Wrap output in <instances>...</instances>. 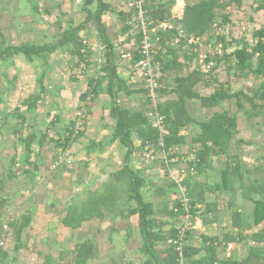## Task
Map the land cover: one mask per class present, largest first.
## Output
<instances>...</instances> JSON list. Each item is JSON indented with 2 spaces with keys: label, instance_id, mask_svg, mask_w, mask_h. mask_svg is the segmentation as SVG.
Segmentation results:
<instances>
[{
  "label": "trees",
  "instance_id": "1",
  "mask_svg": "<svg viewBox=\"0 0 264 264\" xmlns=\"http://www.w3.org/2000/svg\"><path fill=\"white\" fill-rule=\"evenodd\" d=\"M92 4L93 0H87L85 11H88L87 7ZM175 5V0H146L144 10L148 27L152 29L163 22H172L183 28L188 36L207 39L208 43L214 47L219 44L223 45V54L214 59L216 66L211 72L203 73L199 67L193 66L198 52H192L185 44H181L179 48L166 44L168 40L178 36L175 30L157 35L160 42L157 44L159 54L156 60L160 63L159 81L162 86L157 91L161 100L158 110L165 117V135L161 136L159 128L155 126L148 92L145 91L146 102L144 104L147 109L141 112H134L119 106L114 100L111 113L116 123L109 142L113 144L119 141L127 149L123 166L117 172L112 173L99 189L86 190L82 196L72 200L61 224L74 231L81 229L83 224L89 221L106 222L111 220L115 222L122 220L130 222V219L136 216L138 217L141 240L139 252L145 257L143 264H180L174 246L170 245L168 241L177 237L184 210L180 200H176L172 207L165 206L158 210L153 203L145 201V188L149 187V184L144 170H136L133 166V156L136 151L133 139L141 143L143 152L157 155L158 159L155 161H159L164 168L165 164L160 159L163 152L169 154L171 169H180L185 158L189 155L195 156L188 167V171L194 169L195 173L189 174L183 184L189 198L192 199V214L203 225L214 223L217 215L212 210L211 204H206L203 208L195 207L193 197L196 196V192L191 182L199 173L212 167L214 158L227 156L226 168L216 172L218 181L213 189L211 187H204V189H212L215 193L227 192L230 195L239 190L244 201L249 203L251 212L248 215L242 212L232 214V226L238 229L236 238L225 237L226 244L246 242L245 246L248 245L247 256L241 259L221 258L218 252L220 244L208 237H203L202 248L189 246L188 240L192 237L191 232L188 234L187 244L184 248L185 264H264V148H260L263 150V154L258 159V164L251 168H247L240 155L235 153L239 150L238 146L240 145H254L253 141H246L238 137L244 130V126L248 125V130L252 128L256 130L258 136L264 134V130H262L264 129V26L253 31L252 37L255 42L249 44L245 39L230 38L227 29L228 23L231 22L228 9L241 8L242 0H189L185 4L184 16L179 19L174 17ZM34 10L38 11V8L34 6ZM254 11L255 13L264 12V0L257 1ZM109 12H114L113 7L105 3L104 0H98L97 10L95 12L88 11L85 22L95 21L98 37L104 47L101 56L104 58L101 68L103 76L97 80L91 79L87 83L88 87L93 88L96 96L100 93L102 83L106 80L111 92L116 88L121 91L125 85L116 74L115 60L118 54L114 39L125 35L133 25L137 24L135 12H116L124 26L120 35H113L111 29L103 23L104 15ZM86 25L84 24L85 27ZM84 26H70L61 33L57 43L53 45L26 43L15 46L3 36L0 30V76H7L6 70H2L5 66L9 68L19 61L33 67L36 60L44 59L48 54L69 45L73 47L74 55L78 57L79 66L81 67V64L86 62L88 70H90L91 45L87 46V59L80 53L84 45L83 38L79 36V33L84 29ZM181 58L184 59V63L180 62ZM139 60L140 56L135 53L132 61L135 67ZM186 62L190 63L188 70H191H189V74L182 76ZM221 63H225L227 70L241 80L252 78L254 85L251 88L232 91L229 84L220 83L214 78ZM96 67L98 69V63ZM42 79L39 78L37 82L42 83ZM202 83L207 89L213 87V92L206 95L198 92L197 86ZM172 84L173 86H171ZM41 87L42 92H45L43 84ZM88 87L81 95L83 102L88 97ZM171 87L173 88L171 89ZM169 96H172V99H169ZM40 98L41 94L31 95L10 114L17 121L13 133L18 142L15 147L16 154L7 161L8 166L6 167L5 163V165L2 164L4 171L0 175L1 192L6 190V183L19 181V179L26 185L33 183V187L36 186L37 173L42 161H34L32 157L36 155L39 158L48 132L45 131L39 138L35 133L36 130H33L34 126L32 127L33 131H29L28 116L36 113ZM0 103H5L1 92ZM200 116H203L201 120L198 118ZM187 130H190L189 133L184 134L183 132ZM84 131L75 133L72 127L69 128L66 131L69 134L65 139L62 137L57 142L59 152L66 153L65 149L76 141L78 142L84 135ZM102 146L94 147L92 144L87 149L100 151ZM184 147H188L187 153L177 152ZM60 153L57 160H59ZM63 157V163L56 167L54 166L57 162L53 165L55 169H61L62 172L69 170L67 169L68 162L74 163L69 153ZM19 165L22 170L20 174L15 171ZM20 175L21 178H19ZM167 186L163 189H155L152 195H165L169 189H172L180 198L175 182L171 181ZM176 209L178 212L175 211ZM210 214L216 215L214 216L215 220L209 219ZM3 215L5 216V212L0 213V217ZM34 215L35 202L19 220L8 222L9 233L14 234L17 242L30 226ZM114 231L117 233L116 228H112V232ZM1 232L0 222V234ZM126 233H128V237L132 236L129 226ZM15 249L19 250L20 246L17 245ZM1 253L3 257L0 258V264H6L7 254ZM97 257L98 252L93 241L90 239L79 240L74 249L61 251L58 261L47 256L45 264H64L65 260H68L67 264H90Z\"/></svg>",
  "mask_w": 264,
  "mask_h": 264
},
{
  "label": "crops",
  "instance_id": "2",
  "mask_svg": "<svg viewBox=\"0 0 264 264\" xmlns=\"http://www.w3.org/2000/svg\"><path fill=\"white\" fill-rule=\"evenodd\" d=\"M37 1L41 2L44 0H37ZM55 1H59V0H55ZM84 1L86 2L87 0H78L79 3L80 2L83 3ZM112 1L119 4V10H118L119 12L121 11L124 12L123 9H125L124 6H126V2H124V0H104V2L109 5H111ZM175 1L179 2L180 0H175ZM187 1L189 0H183V4L185 5ZM257 1L258 0H242L241 8L228 9L231 15V20H233L234 26H237V27L241 26L242 29L245 30L247 19H248L249 25L252 24L254 27L253 29L255 30L264 26V20L262 23H260L261 22L260 17L264 18V12L255 13L254 11V8L257 7ZM97 2L98 0H93V4L87 7L88 11L95 12L97 10ZM85 6H80L79 9L73 12V14H69V17L71 18V21H73V24L72 22L69 23V25L63 31H65L70 26L79 27L80 24L84 26L85 20H83L82 13L84 12L85 14L88 15V11H85L84 9ZM181 6L182 4L175 5L173 9L174 17L177 19L182 18L184 16L183 7ZM57 7H59V4L57 5ZM112 7L114 9V12H109L106 15H104L103 23L108 28L111 29V33H114L113 35L118 36L120 35V32L122 31L124 24L121 22L119 17L116 15V12H117L116 7L115 6H112ZM64 15L65 14L63 13V16ZM81 18H82V21H81ZM40 21L42 20H39V22ZM229 31L230 30L228 29V32ZM61 33L52 34L51 39H50V41L52 42L48 43L46 42V37H48L49 39L51 34L48 33V30H45V28H42L41 35L43 37V41L41 42L43 43L41 44H35L31 42H26V43H30L34 45H48L50 43H53L55 41L54 39L59 38ZM79 36L83 39L89 40L90 45H91L92 56L90 57V60H91L90 70H88L86 74H84L83 72L81 74L79 73V69H80V66L78 63L79 60H78V57L74 55V49L71 45L58 49L55 52L51 53L50 55L48 54L46 57H44V59L41 58L39 60H36L33 67L31 65L26 64L27 67L37 70L36 66L38 65L39 67L40 62L43 59L44 60L43 63L45 64V67L53 68L52 69L53 72L51 76H49L51 77L50 80L52 81L53 84H56V81L58 82L57 75L58 74L62 75L63 79L61 78V80H59L61 81V84L56 89L57 94H55V92L51 90V87H49L48 85L46 87L44 85L45 93H48L49 91L50 96L54 99V103H56L55 110L47 114L46 110L44 111V109H41V107H39L36 113L30 114L28 116V124L31 127V129L29 127L30 129L29 131H33V130L41 131L42 129L45 128V126H47L48 128L51 129V130H48L49 134L52 131H54V133L57 134V135L54 134L53 136L49 135L51 136V138L48 142L51 143L55 141V146L57 147L53 148V151L51 152V155H50L49 153L50 147L48 145V142H46L44 145L45 147L47 146L46 154L43 152V155L42 156L39 155V158L36 157V155H33L32 160L34 161L38 160L39 162L40 160L42 161V165H40L39 171L37 173L36 186L34 188L31 185L29 186L25 184L24 189L22 188L19 190H13L12 188L10 191L7 190V192L5 190L4 191L5 193L0 191V194L2 195L6 194L9 196L11 194V197L14 199H15V196L20 195V194L25 195L31 192V195L34 196V193H35L37 203L34 201L36 203L35 204V215L33 217L32 222L34 221L35 217H37L38 215H41L40 216L41 221L48 222L47 225L49 227L55 226V227H58V229H60L64 233L70 232L71 239L76 238L77 234L75 233H77L78 231H81L83 228H87V229L92 228L95 221H89V222L84 223L82 228L79 230L73 231L69 228H66L64 227L63 224H61V221L66 216L67 207L71 204L72 200H74L76 197L82 196L86 190L94 191V190L99 189V187H101V185L109 178V176L112 173L117 172L118 170L122 168L123 162L127 154V149H125L119 143V141L113 144L109 142V139L112 136V132L114 130V126L116 123V120L112 116V113H111L113 101L115 100L119 106H122L126 109H130L134 112H141L147 109L146 106H144L146 102L145 101L146 92H145V89L143 88L142 80L140 76L136 74V68L134 64L128 60L121 59L120 56H121L122 48L116 46L117 44L116 42L118 40V38L116 37L114 39L115 40L114 45L117 49V54H118L117 55L118 57L115 60L116 74L119 80L123 81L125 85L123 86V88H121L122 89L121 91H118V88H116V90H113L114 94L112 95L113 92L110 91L108 81L106 80L102 83V88L100 90V93L97 94V96L92 102L87 104L90 118L87 124L86 132L78 140V142L75 143L77 145L74 144V148L73 150H71V153H70V156L74 160V163L78 164V166L81 167L82 170L76 171L78 175L75 174L74 170H70L69 171L70 173L64 172L66 176L68 175L71 176L69 178V187H70L69 191L64 192V188L62 187L64 178H62V176L59 174L61 170L53 168V165L57 161L58 159L57 157L60 153L57 142L63 136V134L69 128H71V126L72 127L74 126L73 120H75V115L77 114V110H79L80 106L83 104L81 95L83 94V92H85L86 87H88L87 83L89 82V80L97 78L98 76V71L96 67L97 63L100 59L102 60L104 59L101 57L103 54L102 50H104V48H103L102 42L100 41L98 37L97 30H95L94 33L89 35L88 28L84 26V29L79 33ZM127 42H128V45H130V43H132V39L129 38ZM26 43H23V44H26ZM15 46H18V45H15ZM180 62L184 63L185 61L184 59L181 58ZM186 63H187L186 64L187 66L185 65L184 71H183L184 73L182 76L189 74V70H191V69L188 70V67H190L189 65L190 63L188 62ZM14 65L9 67V69L14 68ZM194 65L196 66V62L193 64V66ZM191 68L193 67L191 66ZM43 75L45 76L46 73H43ZM2 78L5 80H3ZM38 79H39L38 76L34 77L33 81L35 84L37 83ZM11 82L12 81L10 80V77L8 75L6 77L0 76V88H1L0 92L1 94H3V97L4 95H7L11 91V88L9 87V83ZM69 84L73 86L70 87ZM171 86H173V84ZM172 88L173 87H171V89ZM4 99H5V104L9 105L7 103L8 99L5 97ZM169 99H172V96H169ZM10 114H12V111H9V110L6 113L3 112L4 116L0 114V119L4 120L3 125L0 124L1 125L0 127L3 126L2 129L4 130L2 132L3 137L0 136V162L3 165L6 164V167L8 166L7 161L16 154L15 147H17L16 146L17 142L16 144L13 143L12 150L10 149L11 150L10 152L6 153V155L1 157V152H4L6 150L5 141L3 140L4 136L7 133L10 134V130L11 132H13L14 128L17 125V121L13 117H11ZM50 116L53 119H50ZM1 120H0V123H1ZM59 125H60L61 130L58 129ZM33 126L35 127V129L32 128ZM191 128L195 130L193 127ZM6 130L7 132L5 133ZM190 130L184 131L183 133L188 134ZM137 142L138 144L133 141L134 146L136 148L135 154L133 156V166L136 170H142V169L147 168V170L145 171L147 174L145 173L144 174L146 176L149 187L145 188V193H146V196L144 197L145 201L153 203L157 210L163 209L165 206H169V205L170 207H172L175 201L179 200V198L177 197V194L174 193L172 189L171 190L169 189L168 193H166L165 195L164 194H161V196L157 194L152 195V192H154L155 189H163L167 185H170V183L164 184V182H161V178L159 179L157 177L158 174H156L155 172L158 171V169L160 170V168L155 167L156 166L155 162L148 163L142 160L143 150L142 148L141 149L139 148L141 146V143L139 141ZM92 144L94 147L103 145L102 146L103 148L100 149V151H98V149L97 151H89L87 148ZM182 149L177 150V152L187 153L186 151H188V147L186 148L187 150H185V147L183 150ZM221 159H223V156L214 158L211 164L212 167H210V169H207L202 173H199L198 176H196L191 182L196 192V196L193 197V202H194L195 207L203 208L206 204L211 203L212 209L215 211V214L217 216L210 214L209 219L215 220L214 216H216V221H214V223L210 225L201 224V228L195 230V232L191 234L192 237H190V239L188 240L189 246H192L194 248H202L203 237L214 239L218 244H220L218 245L219 256H222V252H225V250L227 251L228 246L230 247L232 246V248H234V247H237L238 245V243L230 242L229 244H226L225 242L226 241L225 237L232 236V238H236V234L238 232V229L232 226V214H234L233 212H235V210L233 209L234 203H231L229 201L230 197H233L234 199V194L236 192L233 194L231 193L230 195L227 192H216L215 193L212 190L214 185L218 181L216 172L220 169L226 168L227 161H225L224 163L223 160ZM215 163H217L216 165L218 167L215 165ZM48 169L50 171V174L48 172ZM3 171H4L3 167H1L0 175L3 173ZM15 171L16 173L20 174V171H22L20 170V165L15 168ZM160 171L164 173L162 169ZM51 174H54V176L57 177V180H59L58 184H60V186L57 184V180L52 178ZM65 175L63 177L66 178ZM156 177L157 179L155 180ZM19 178H21V175L19 176ZM22 179H24V177H22ZM20 180L21 179H19V181H13V184L15 185L16 182L19 183ZM204 187H209V188L211 187L212 189L205 190ZM25 189H27V192H25ZM237 199L240 200V198H237ZM30 204L28 201L22 202L14 209L19 210L20 215L23 216L30 209L31 207ZM11 205H13V202ZM235 205H237L238 207L240 206L238 201L236 202ZM39 211L42 213H40ZM240 211L241 210H236V212H240ZM0 218H1L0 219L1 226L8 224L9 221L19 220V217L15 218V216L14 217L12 215L9 216V214L8 216L7 214L5 216L3 215ZM32 222L30 226L32 225ZM130 223L133 224V227H132V230H134L133 235L136 237L137 240H140L138 217L136 216L132 217L130 219ZM105 224L108 225V221L102 223V225H105ZM85 235H86V238H88V236H91V235H88V233H86ZM200 256L202 257L203 254L201 253Z\"/></svg>",
  "mask_w": 264,
  "mask_h": 264
},
{
  "label": "rangeland",
  "instance_id": "3",
  "mask_svg": "<svg viewBox=\"0 0 264 264\" xmlns=\"http://www.w3.org/2000/svg\"><path fill=\"white\" fill-rule=\"evenodd\" d=\"M83 3L82 2L79 3L78 0H59V1L44 0L41 2L37 0H0V30L3 36L11 44L20 45L26 42H31L35 44L43 43L41 42L43 41L41 30L42 28H45V30H48V33L51 34L49 39L48 37H46V42L49 43L52 42L50 41L52 34L61 33L69 25V23L72 22L73 24V21H71L69 14H73V12L79 9L80 6L86 5L85 1ZM58 4L59 7H57ZM111 5L115 6L117 12H119L118 3L112 1ZM34 6L38 8V11H36L37 9L34 10ZM63 13L66 16L65 15L63 16ZM82 14H83V20H85L84 24H87L86 28H88L89 35H91L92 33H94L95 30H97L95 21L92 20L90 23H85L88 15L85 14L84 12ZM39 20L42 21L39 22ZM260 20H261L260 23H262L264 18L260 17ZM227 28L230 30L229 31V35L231 36L230 38H233L234 40H243V38H245L246 42H248L249 44H254L255 41L252 37V33H253L252 31L255 29H253L254 27L252 24L249 25L248 19L246 21L245 30H243L241 26L238 27L234 26L233 20H231V22L228 23ZM54 40L55 41L53 43H50L51 45L55 44V42L57 43L58 38ZM43 62L44 60L42 59L40 62V66L39 67L38 65L36 66L37 70L27 67L26 64L23 65V63H20L19 61L16 62L14 68L9 69L6 66L3 67L2 70H6V73L10 77V80L12 82L9 83V87L11 88V91L7 95H4V97L8 99L7 103L9 105H6L5 103L4 104L0 103V114L3 115V112L6 113L8 110L14 111L17 107L21 106V104L26 98L30 97L31 95L34 96L38 94H41L40 101L38 102V106L41 107V109H44V111L46 110L47 114L55 110L56 103H54V99L50 96L49 91L48 93L42 92L43 89L41 86L42 84L43 86L45 85L46 87L48 85L49 87H51V90H53L55 94H57L56 89L61 84V81L59 80H61L62 75L58 74L57 75L58 82L56 81V84H53L52 81L50 80L51 77H49L53 72L52 70L53 68L45 67V64ZM82 72H83L82 68L80 67L79 73L81 74ZM43 73H46V75L44 76ZM35 76H38L41 79L44 76L46 79L43 77L42 83L39 81L35 84L33 81ZM214 78L219 80L220 83L229 84L231 86L232 91L235 92L241 89L251 88L254 85V81L252 78H249L247 80H241L238 77H235L233 73L227 70V65L225 63L220 64L218 70L214 74ZM71 86L73 85H70V87ZM197 90L202 95L203 94L206 95L213 92L214 88L211 87L209 89H206L202 83L197 86ZM202 117L203 116H200L198 118L201 120ZM240 118L242 119L243 117ZM50 119L53 118L50 116ZM3 121L4 120H1L0 123L1 125H3ZM246 126L247 127L244 126V130H242L241 134L238 137L246 141H253L254 145L253 146H247L245 144L240 145L238 146L239 150H237V152L235 153L240 155L242 161L244 162V165L247 168H251L258 164L257 161L258 159H260V157L263 154V150H260V148L262 149L264 148V134L258 136V134L255 132L256 130H254L253 128L251 130H248L249 127L248 125ZM2 127H0V136L3 137L2 132L4 130L2 129ZM45 128L42 129L41 131L39 130L35 131V133L39 136V138L42 137L45 131L47 132L48 130H51L47 126H45ZM58 129L61 130L60 125L58 126ZM6 132L7 130L5 131V133ZM84 132H86V130ZM54 134L57 135L56 133H54V131H52L50 134L48 131L46 142H48L51 136H53ZM68 134L69 132H65L62 137H64L65 139V137ZM3 140L5 141L6 150L4 152H1V157H3L4 155H6V153L12 150L13 143L16 144V142H18L17 137L13 132H11V130H10V134L7 133L4 136ZM134 142L138 144L136 139L134 140ZM74 144L75 143L71 144L67 149H65L66 153H60L59 160H57L56 162H59L60 159H64L63 157L64 155L67 156L68 153L70 154L71 150H73L74 148ZM48 145L50 147L49 153L51 155L53 148H56L57 146H55V141L51 143L48 142ZM139 148L141 149L142 147L140 146ZM186 148L187 147H185V150H187ZM43 152L46 154L47 146L46 147L44 146L41 149L40 152L41 156L43 155ZM145 155L146 153L143 152L142 160H145L144 158ZM221 160H223V162L225 163V161H227V156H223V159ZM149 162L151 163V161H148V163ZM155 164H156L155 167L160 168V170L162 169L164 172L162 173L158 169V171L155 172L156 174H158L157 177L159 179L161 178V182H164V184H169L171 181L169 179L168 174H165L164 168L162 167L161 163L159 161H155ZM216 164L217 163H215V165ZM56 166L57 165H55L54 167ZM1 167L2 164L0 162V172H1ZM67 169L74 170L76 175H78V173L76 172L77 170L79 171L82 170L81 167H79L78 164L75 163L67 165ZM69 170H65L64 172H69ZM142 170H144L145 172L147 168ZM48 172L50 174L49 169ZM64 172L60 171L59 174L62 176V178H64L62 184V187L64 188V192H68L70 188L69 178L71 176L70 175L66 176ZM145 174L147 173L145 172ZM64 175L66 176V178L63 177ZM51 176L53 179L57 180V177H55L54 174H51ZM157 177L155 178V180L157 179ZM58 182L59 180H57V184ZM30 185L33 186V183L29 184V186ZM58 185L60 186V184ZM24 186H25V182L22 181H20V183L16 182L14 185L13 181H10L9 183H6L5 187L7 192V190L10 191L12 188L13 190H19L22 188L24 189ZM25 192H27V189H25ZM240 195H241L240 191L239 190L236 191V193L234 194L235 200L233 199V197H230L229 201L231 203H234L233 209L235 210V212L236 210H241L240 212H242L245 215H248L251 212V207L249 206V203H246L244 201L242 196L240 197ZM237 198H240V200ZM27 201L29 202V204L31 203L30 205H32L34 201L37 203L35 193L34 196L31 195V192L25 195L20 194L15 196V199L11 197V194L9 196L6 194L3 195L0 194V213L5 212V215L7 214V216L9 214V216L12 215L13 217L15 216V218L16 217L20 218L21 215L19 210H16L14 208L17 207L22 202H27ZM237 201L240 204L239 207L235 205ZM12 202L13 205H11ZM40 216L41 215L35 217L34 221L32 222V225L29 226L23 232L20 241L18 242L15 241L14 234L10 233L8 243L5 249L2 251L4 254L5 253L7 254L6 264H45V259L47 256H51L54 258L55 261H58L59 253L61 251L72 250L75 248L76 242H78L79 240L85 241L88 239L94 242V246L96 247L98 252V257L90 264H143L144 262L145 257L139 252L141 241L137 240L136 237L133 235L134 232V230H132L133 224L130 222H126L122 220H118L114 222L111 220L110 221L107 220L108 225L107 224L102 225L103 222L100 223V221H95L92 228L90 229L83 228L81 231L75 233L77 234L76 238L71 239L70 232L64 233L63 231L58 229V227L55 226L49 227L47 225L48 222H42ZM128 226L131 230V234H132L131 237H128V233H126ZM112 228H116L118 233H116L115 231L112 232ZM2 230H3V225H2ZM86 233H88V235L91 236H88V238H86L85 235ZM245 243L246 242L238 244L237 247L234 248H232V246L231 247L226 246L227 251L225 250V252H222V256L220 257L226 259L230 257H235L237 259L244 258L245 256H247V246H248V245L245 246ZM17 245L20 246L19 250L15 249ZM1 257H3L2 253H0V258ZM67 263L68 260H65L64 264Z\"/></svg>",
  "mask_w": 264,
  "mask_h": 264
},
{
  "label": "built area",
  "instance_id": "4",
  "mask_svg": "<svg viewBox=\"0 0 264 264\" xmlns=\"http://www.w3.org/2000/svg\"><path fill=\"white\" fill-rule=\"evenodd\" d=\"M146 0H124L126 6L124 12H135V19L137 24L133 25L132 28L123 36L119 37L117 40V47H121V59L128 60L130 62L134 59V54L137 53L140 56V60L136 65V74H138L142 80L143 88L148 92V97L150 100V109L152 110V116L154 117L155 126L159 128L161 136L165 135V117L159 113V104L161 100L158 96L157 91L162 87L159 81L160 73V63L157 62L156 57L158 56L157 44L160 42V38L157 37L158 34L167 31L175 30L178 34L176 38L168 40L166 43L170 47L179 48L181 44H185L192 52H198L196 58V66L201 69L203 73L211 72L215 66L217 56L223 54V45L219 44L214 47L212 44L208 43L207 39L198 38L195 36H188L183 28H180L172 22H163L156 27L150 29L145 17L144 4ZM182 4L183 11L185 5L183 0L179 2L176 1V5ZM216 24L214 27L216 28ZM132 39V43L128 45L127 40ZM89 40L83 39L84 47L80 50L81 54L87 59V46L89 45ZM104 48V47H103ZM198 49V50H197ZM210 58V59H209ZM102 63L103 60L98 61V76L96 80L103 76L102 72ZM83 73L88 72V66L86 62L81 64ZM96 97V94L93 92L92 87H88V97L80 106L76 118L74 120V126L72 127L75 133H79L86 129V125L89 120V111L87 104L92 102ZM162 142V139H161ZM161 146L162 143H161ZM144 156L145 161H155L158 159L157 155H154L150 152H145ZM188 156V155H187ZM160 159L165 164L164 171L168 174L170 181L175 182L179 189V202L181 207L184 210V215L178 229L177 237L170 239L168 243L174 246L175 252L178 255V260L180 264H185L184 257V248L187 244L188 234L201 228V221L194 217L192 214V199L189 198L187 190L183 181L188 177L189 174H194V169L188 171L189 163L194 159V155H189L183 160V163L180 169H171L169 166V154L163 152L161 153ZM177 160V159H176ZM64 159H60L56 165L63 163ZM70 162H68V165ZM178 212V209L175 210ZM9 226L8 224L3 226V230L0 234V253L5 249L8 239H9Z\"/></svg>",
  "mask_w": 264,
  "mask_h": 264
}]
</instances>
